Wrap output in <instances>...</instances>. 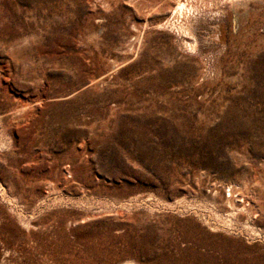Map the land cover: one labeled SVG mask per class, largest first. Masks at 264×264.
Listing matches in <instances>:
<instances>
[{"label": "rangeland", "instance_id": "1", "mask_svg": "<svg viewBox=\"0 0 264 264\" xmlns=\"http://www.w3.org/2000/svg\"><path fill=\"white\" fill-rule=\"evenodd\" d=\"M0 264H264V0H0Z\"/></svg>", "mask_w": 264, "mask_h": 264}, {"label": "bare ground", "instance_id": "2", "mask_svg": "<svg viewBox=\"0 0 264 264\" xmlns=\"http://www.w3.org/2000/svg\"><path fill=\"white\" fill-rule=\"evenodd\" d=\"M179 1H180V0H179ZM177 8H178V7H177ZM176 10H178V9H176ZM176 10H175V11H176ZM175 13H176V12H175ZM183 24H184V23H183ZM184 25H185V24H184ZM184 25H183V27H182L183 29H184ZM186 27H187V26H186ZM187 28H188V27H187ZM187 28H186V29H187Z\"/></svg>", "mask_w": 264, "mask_h": 264}]
</instances>
